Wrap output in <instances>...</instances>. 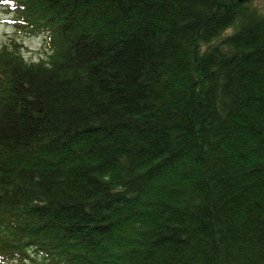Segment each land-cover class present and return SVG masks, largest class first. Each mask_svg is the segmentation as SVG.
<instances>
[{
    "label": "trees",
    "instance_id": "obj_1",
    "mask_svg": "<svg viewBox=\"0 0 264 264\" xmlns=\"http://www.w3.org/2000/svg\"><path fill=\"white\" fill-rule=\"evenodd\" d=\"M0 6V264H264L253 0Z\"/></svg>",
    "mask_w": 264,
    "mask_h": 264
},
{
    "label": "rangeland",
    "instance_id": "obj_2",
    "mask_svg": "<svg viewBox=\"0 0 264 264\" xmlns=\"http://www.w3.org/2000/svg\"><path fill=\"white\" fill-rule=\"evenodd\" d=\"M256 6L264 12V0H253ZM11 13L0 6V44L11 43L16 40L28 60H39L48 53V44L43 32L27 34L18 30L9 20Z\"/></svg>",
    "mask_w": 264,
    "mask_h": 264
}]
</instances>
